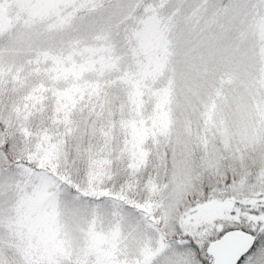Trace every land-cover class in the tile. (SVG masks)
<instances>
[{
  "label": "rangeland",
  "instance_id": "rangeland-1",
  "mask_svg": "<svg viewBox=\"0 0 264 264\" xmlns=\"http://www.w3.org/2000/svg\"><path fill=\"white\" fill-rule=\"evenodd\" d=\"M0 99V264H161L264 197V0H0Z\"/></svg>",
  "mask_w": 264,
  "mask_h": 264
},
{
  "label": "snow or ice",
  "instance_id": "snow-or-ice-1",
  "mask_svg": "<svg viewBox=\"0 0 264 264\" xmlns=\"http://www.w3.org/2000/svg\"><path fill=\"white\" fill-rule=\"evenodd\" d=\"M223 203L214 201L206 189L197 206L219 207ZM257 207L248 215L241 214L249 210L238 204L226 215L197 216L195 223L190 218L187 224L181 219L177 232L184 234L161 264H264V205Z\"/></svg>",
  "mask_w": 264,
  "mask_h": 264
},
{
  "label": "trees",
  "instance_id": "trees-1",
  "mask_svg": "<svg viewBox=\"0 0 264 264\" xmlns=\"http://www.w3.org/2000/svg\"><path fill=\"white\" fill-rule=\"evenodd\" d=\"M0 102H3V101L1 100ZM0 110H2L1 107H0ZM10 110H11V112H7V114H5V115H4V113L0 112L1 116L4 115L5 118H9L12 115V111H13L12 107H11ZM20 149H21V147H20L19 143H17L15 150L18 152V151H20ZM8 153H10V152H8ZM20 154L21 153H18L17 156L20 155ZM241 154H242V157L239 158V159H236L235 157H233L232 159H230L229 157L223 158V160H222L223 161L222 162L223 168L221 169V171L216 172V174L214 173L213 175H215V176L212 175L211 181H214V182L218 181L220 183L223 182V181L228 182L230 180V178H236L238 176L239 172L242 169L254 168V167L258 166V161L254 160V157L256 156V154H259V153H241ZM11 156H13V154H10V157ZM11 158H15V156H13ZM15 161L16 160H14V159L11 160L8 163V166H12V164L16 163ZM21 162H25V161H21ZM29 164L32 165L30 162H29ZM261 165H262V167H264V163L263 162H261ZM150 171H152V172L150 173ZM142 172H140V173H142ZM153 173H154V166L152 165V167L150 169L148 167V176H150ZM148 176L146 177V181H144V182L142 181L138 185L132 186V187H134L133 190L127 188V187H130V186H125L126 180H129V183H131V181L133 180V178H132L133 176L132 177L130 176V179L129 178H127V179L122 178L121 180H117L115 178H113L112 180L110 179L108 182L114 181L115 184L110 185L107 182L105 187L110 189L112 192L119 190V191L122 192L121 194L125 193V195L130 196L133 199L134 202L142 203V200L140 198L141 197L142 198L147 197L146 184H148ZM204 177H205L204 178L205 180L206 179L209 180L205 172H204ZM157 183L158 182H156V184ZM216 184H218V183H216ZM199 188L202 190L201 185H200ZM129 191H131L130 194H129ZM85 196H86V198H90V199H100V198H94V197L89 196V195H85ZM254 197L256 199L259 198L258 195L248 196V197L245 198L247 200L246 202L241 201V200L239 201V198H237V200H235L233 202L234 206H232L230 211L236 209V206L238 204L241 205L242 207H246L249 210L248 212L241 213L242 215H248L249 212L253 208H256L258 210V207H257L258 205H264V197H260L258 201H256V199H253Z\"/></svg>",
  "mask_w": 264,
  "mask_h": 264
}]
</instances>
